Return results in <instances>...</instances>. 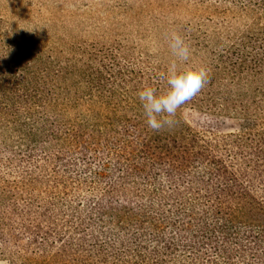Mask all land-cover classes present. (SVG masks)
I'll return each instance as SVG.
<instances>
[{"label":"trees","instance_id":"obj_1","mask_svg":"<svg viewBox=\"0 0 264 264\" xmlns=\"http://www.w3.org/2000/svg\"><path fill=\"white\" fill-rule=\"evenodd\" d=\"M150 1L186 2L226 23L264 12V0ZM2 25L0 260L264 264V93L204 86L153 131L137 91L166 89L159 67L81 47L58 61ZM260 30L239 42L249 72L264 75ZM219 113L240 128L219 131L207 120Z\"/></svg>","mask_w":264,"mask_h":264},{"label":"rangeland","instance_id":"obj_2","mask_svg":"<svg viewBox=\"0 0 264 264\" xmlns=\"http://www.w3.org/2000/svg\"><path fill=\"white\" fill-rule=\"evenodd\" d=\"M197 8L150 0H0V19L10 39L58 61H66L80 47L109 49L130 60L141 58L162 72L176 60L168 46L176 33L190 46L189 63L208 69L206 92L264 93V75L249 72L251 58H242L249 51L239 42L264 29V12L255 15L253 24L247 17L226 23ZM207 120L222 133L237 131L241 123L231 113Z\"/></svg>","mask_w":264,"mask_h":264},{"label":"clouds","instance_id":"obj_3","mask_svg":"<svg viewBox=\"0 0 264 264\" xmlns=\"http://www.w3.org/2000/svg\"><path fill=\"white\" fill-rule=\"evenodd\" d=\"M168 46L176 60L169 64L164 74L166 89L157 93L155 88L145 84L137 91L147 126L153 131L171 126L177 110L195 97L208 81L206 67H194L189 63L191 49L180 35L172 33Z\"/></svg>","mask_w":264,"mask_h":264}]
</instances>
